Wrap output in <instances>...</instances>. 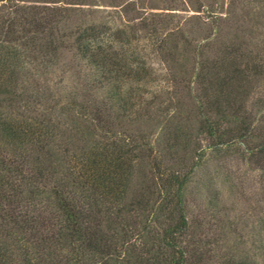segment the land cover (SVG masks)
Listing matches in <instances>:
<instances>
[{
	"label": "trees",
	"instance_id": "trees-1",
	"mask_svg": "<svg viewBox=\"0 0 264 264\" xmlns=\"http://www.w3.org/2000/svg\"><path fill=\"white\" fill-rule=\"evenodd\" d=\"M70 16L69 7L0 0V264H207V244L186 240L183 192L204 151L200 135L208 148L237 146L264 172V124L253 114L264 99L247 103L250 74L262 73L264 56L241 68L227 57L238 47L224 45L225 58L218 51L209 56L204 42L211 33L203 36L200 57L193 59L198 71L192 79L205 90L193 107L196 129L179 118L170 131L174 143L160 148L151 163L150 141L131 128L155 105L144 102L133 84L146 81L148 67L120 51L111 37L118 28L86 19L62 32ZM175 31L150 37L167 57L179 50V38H188ZM69 37L85 90L80 101L60 103L52 121V106L36 100L33 82L19 71L29 57L57 59ZM188 42H181L185 51ZM160 108L165 121L182 109Z\"/></svg>",
	"mask_w": 264,
	"mask_h": 264
},
{
	"label": "rangeland",
	"instance_id": "rangeland-1",
	"mask_svg": "<svg viewBox=\"0 0 264 264\" xmlns=\"http://www.w3.org/2000/svg\"><path fill=\"white\" fill-rule=\"evenodd\" d=\"M17 1L69 7L72 16L66 17V23H62V32L65 25L68 33L67 28L73 29L86 19L118 28L117 34L113 33L111 37L118 39L120 51L128 53L135 61L145 63L150 72L144 83L133 84L141 89L144 102L152 100L155 105L149 117L145 116L140 124L131 128L132 133L150 141L151 163L160 148L174 143L169 136L172 126L181 122L179 118H188L191 129H196L193 107L197 101H203L205 90L204 84L199 85L192 78L198 71L195 60L200 57L203 36L211 33L210 40L204 42L205 54L209 56L218 51L217 55L225 58L228 50L222 49L224 45L238 47V52L227 57L241 68L256 64L258 59L262 61L264 56V0H77L78 4H68V0ZM198 1L203 6L199 7ZM197 9L200 11H195ZM208 10L213 12V17L209 16ZM172 28L176 30V36L183 32L188 38H184L185 41L179 38V50L167 57L155 49L156 40L150 37L152 34L160 36V32ZM172 38L175 44L174 35ZM72 39L64 38L66 42L58 46L57 59L46 57L39 61L43 53L35 57L36 60L29 57L26 66L19 71L21 79L33 82L36 100L42 105L52 106L49 113L52 121L60 110V103H66L73 97L80 101L85 90L86 81L77 70L80 64L76 62L74 49L69 46ZM186 41H189L187 51L184 45L181 46V42ZM185 63L187 67L183 68ZM252 74L249 77V105L264 99V68L260 75ZM176 105L182 109L177 110L178 116L170 117L168 121H165L168 116H160L156 112L158 107L174 110ZM257 109L259 112H253L255 119H262L260 123L264 124V103ZM198 141L204 151L183 192L185 214L190 225L186 240L207 244L210 248L206 255L209 257L207 264H264V249L261 248L264 246V172L247 160L243 152L236 149L237 146L208 148L202 135ZM193 145L191 143L189 147ZM169 150L163 148L162 152ZM178 155H182V151ZM8 156L6 158L9 159ZM191 160L187 161L188 164L193 162ZM13 178L19 177L15 175ZM21 184L14 185L15 189ZM23 188L24 185L17 191ZM21 193L18 194L19 200L22 199ZM22 204L18 202L17 205L26 210Z\"/></svg>",
	"mask_w": 264,
	"mask_h": 264
}]
</instances>
